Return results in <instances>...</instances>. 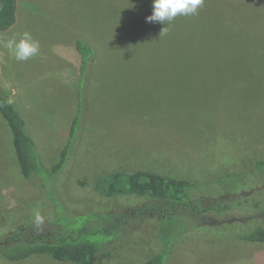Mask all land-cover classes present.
I'll return each instance as SVG.
<instances>
[{"label": "rangeland", "instance_id": "1", "mask_svg": "<svg viewBox=\"0 0 264 264\" xmlns=\"http://www.w3.org/2000/svg\"><path fill=\"white\" fill-rule=\"evenodd\" d=\"M17 2L16 23L0 32V92L26 121L41 167L23 176L0 114V214L29 221L38 212L57 233L63 216L81 214L73 218L98 228L108 220L92 215L141 209L145 216L130 217L133 224L104 246L97 264H144L162 252L165 238L172 240L169 264L181 261L180 251L224 264L230 249L251 243L241 237L264 229V0H204L162 35L165 24L146 22L153 0ZM24 32L40 52L18 62L6 42ZM78 40L94 51L83 83ZM139 170L190 181L199 208L210 201L227 209L168 217L163 201L95 190L108 176ZM153 212L164 218L147 216ZM250 245L246 257L264 249ZM0 264L74 263L34 256Z\"/></svg>", "mask_w": 264, "mask_h": 264}, {"label": "trees", "instance_id": "2", "mask_svg": "<svg viewBox=\"0 0 264 264\" xmlns=\"http://www.w3.org/2000/svg\"><path fill=\"white\" fill-rule=\"evenodd\" d=\"M17 9V0H0V32L9 30L16 23ZM75 48L81 56V83H83L84 74L87 73V70L90 72L89 68H91V60L94 58V51L81 40L76 42ZM9 101H11L10 98L0 92V114L11 129L18 164L23 176L28 179L37 175L41 167L37 146L19 109ZM80 120V113H78L73 121L70 130L71 137L62 154L58 171L62 169L69 157L73 137ZM195 187V184L187 180H177L158 173L139 170L130 174L117 173L108 176L96 183L95 190L111 199L120 196H136L163 201L166 208L163 209L164 212L162 213L168 217L190 209L194 212H221L227 209L226 205L213 208L214 206L210 201L207 203V207L199 208L190 196ZM140 211L141 209L131 210L129 211L130 215L128 212L103 217L92 215V218L88 220L95 221L98 218L108 220L106 225H101L98 228L94 227L92 223L88 224L87 221L85 223L84 217L73 218L78 215L81 216V214L63 216L58 221L60 228L56 229L57 233L48 231L42 224L37 226L35 217L31 216L34 220L25 221L27 216L23 214L14 215L10 211L4 212L0 214L1 226H4L3 223L6 220L14 219V221H9V228L0 227V260L18 262L34 256H48L61 263L97 264L104 246L120 237L126 226L133 224L130 217L145 216ZM162 213L153 212L147 216L157 215L161 219L164 218ZM48 218L43 217V220H48ZM63 223H66L67 231L62 230ZM53 225L58 226V223L53 222ZM160 232H164V229ZM241 239L248 242L264 243V229H257L251 234L242 236ZM163 245L162 252L153 255L144 264H169L170 256L173 254L172 240L165 238Z\"/></svg>", "mask_w": 264, "mask_h": 264}, {"label": "clouds", "instance_id": "3", "mask_svg": "<svg viewBox=\"0 0 264 264\" xmlns=\"http://www.w3.org/2000/svg\"><path fill=\"white\" fill-rule=\"evenodd\" d=\"M203 3L204 0H153V12L146 17V22L165 24L162 35L167 31V24L177 16L194 15ZM6 47L18 62L28 61L40 52L39 41L35 40L29 32H24L18 39L13 35L7 40ZM35 222L37 226L43 223V218L38 212L35 215Z\"/></svg>", "mask_w": 264, "mask_h": 264}, {"label": "crops", "instance_id": "4", "mask_svg": "<svg viewBox=\"0 0 264 264\" xmlns=\"http://www.w3.org/2000/svg\"><path fill=\"white\" fill-rule=\"evenodd\" d=\"M248 242V241H246ZM255 243V242H251V243H242L240 244L239 247L237 248H233L230 249L228 251L229 255L227 256L228 261L224 264H264V257H262L264 255V249L261 250H255L254 253H252V255L250 254V256H245L246 254H248L247 252H245V246L247 249H249L248 247L251 246L250 244ZM227 253V254H228ZM254 255V257H253ZM177 258H179L181 261L177 260L178 264H218L215 261H213L211 258V256H204V258H200V257H196L192 254H190L189 252H179L176 254ZM242 257H246V258H242Z\"/></svg>", "mask_w": 264, "mask_h": 264}]
</instances>
